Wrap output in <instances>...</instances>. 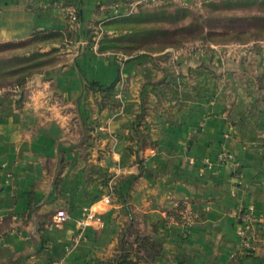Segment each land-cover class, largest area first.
Instances as JSON below:
<instances>
[{
  "label": "crops",
  "instance_id": "crops-1",
  "mask_svg": "<svg viewBox=\"0 0 264 264\" xmlns=\"http://www.w3.org/2000/svg\"><path fill=\"white\" fill-rule=\"evenodd\" d=\"M203 1L0 0V43L60 32L42 50L73 47L0 90V264H113L131 225L161 245L150 264H264V38L98 49L108 20ZM89 209L101 224L83 226Z\"/></svg>",
  "mask_w": 264,
  "mask_h": 264
},
{
  "label": "trees",
  "instance_id": "trees-1",
  "mask_svg": "<svg viewBox=\"0 0 264 264\" xmlns=\"http://www.w3.org/2000/svg\"><path fill=\"white\" fill-rule=\"evenodd\" d=\"M201 6L212 19L208 20L203 13H197L193 8L179 4L164 3L151 10H145L146 7L141 6L132 14L106 22L98 42V49L100 51L120 50L126 46L124 44L127 42L138 44L141 41H153L159 43L166 39V44L152 50L159 51L167 46L182 49L187 42L191 41L244 42L261 39L260 37L264 35V0H204ZM245 10L251 11L244 15L237 13ZM227 22L231 23V26L223 27L222 24ZM238 25H247V28L234 32L237 31L235 27ZM212 30H215V33H221L222 38L219 40L209 38V41H204L208 39L207 35ZM111 32L116 34L112 35ZM245 34L248 35L241 37ZM176 36L179 38L174 39ZM63 37L60 32H44L34 35L33 39L42 40L38 41L42 43L41 49L23 56L15 55L13 59L0 60V80L7 81L12 88H22L31 77L45 72L46 63L56 62L55 56L60 51V46H53L49 50L42 49L48 42L62 41ZM189 38L191 41L188 40ZM11 43L13 42L0 43V48L5 50V47ZM64 45L65 43L62 42L61 46ZM10 63L18 64L10 66ZM92 86L95 89L104 90L108 93L107 96L112 95L113 85L105 87L94 82ZM160 254L161 245L150 236L140 234L137 228L131 225L130 228L123 230L119 247L112 261L113 264H150Z\"/></svg>",
  "mask_w": 264,
  "mask_h": 264
},
{
  "label": "rangeland",
  "instance_id": "rangeland-1",
  "mask_svg": "<svg viewBox=\"0 0 264 264\" xmlns=\"http://www.w3.org/2000/svg\"><path fill=\"white\" fill-rule=\"evenodd\" d=\"M171 3L179 4V5H182V6L193 8L197 13H203L204 16L207 17L208 20L212 19L211 16L206 13L207 11H204V9H203V7L201 5L192 6V5H187V4H181V3H178V2H169L168 4H171ZM159 5H160V3H151V2H149V3H146V5H144V7H146L145 10H151L153 8H156ZM250 11L245 10V11H239L237 13L240 14V15H244V14L249 13ZM217 20H220V19H217ZM222 25H223V27L224 26L230 27L231 23L227 22V23H224ZM242 28H247V25H238V26H236L235 30H237V31H234V32H239ZM214 31L215 30H212L213 33L209 32L208 35H207L208 39L204 40V41H209V38H215L217 40L222 38V36H221L222 34L221 33H217V32L215 33ZM111 34L114 35L116 33L111 32ZM231 34H233V33H231ZM246 35H248V34H245V35H243L241 37H244ZM178 38H179L178 36L174 37V39H178ZM260 38H264V35H262V37H260ZM168 40H171V38H168ZM188 40L191 41V38H189ZM38 41H42V40H40L39 38H34V39L32 38V39L28 40L27 42L11 43V44H9V45H7L5 47V50H3V48H0V60H9V59H13L15 55L23 56V55H26V54H30L31 52H35L36 50L41 49V47H42V43H40ZM166 42H167L166 39L160 41L159 43H155L153 41H146V42L145 41H141L138 44L127 42V43L124 44L126 46L124 48L120 49V50H122L123 52H125L127 54H133V53H136V52L141 51V50L152 51L157 46H162V45L166 44ZM71 49H73L72 46H68V45L65 44L62 47L61 44H60V51L58 53H56V56L54 55L56 57V62H54V63H52V62L46 63V66L44 65L45 66L44 67V71H47L50 68L59 66V64L65 63L70 57V55H68V54L71 52ZM1 50H3V51H1ZM183 52H185V48H184ZM12 64L16 65L18 63H10V66ZM20 64H22V63H20ZM0 81H1L0 82V90L3 89V90H6V91H9L12 88L11 85L7 84L8 83L7 81H4L2 79Z\"/></svg>",
  "mask_w": 264,
  "mask_h": 264
},
{
  "label": "built area",
  "instance_id": "built-area-1",
  "mask_svg": "<svg viewBox=\"0 0 264 264\" xmlns=\"http://www.w3.org/2000/svg\"><path fill=\"white\" fill-rule=\"evenodd\" d=\"M72 18L75 19L76 15L73 12ZM193 48H196L194 46H188L185 50V52H190ZM233 156L230 153L222 154L220 157L221 161H231L233 160ZM103 201L106 204H110L112 201V194L109 193L106 196L103 197ZM249 213H246L243 217V226L238 230V235L240 236L242 243L244 247L248 250L252 247V242L255 238L258 237L259 233L256 231V221L257 219L254 217V215L251 213L253 211V206L249 207ZM65 216L63 214H60L56 217L57 222L63 221ZM95 220L99 224L102 223V220L92 209H89L86 213L85 219L83 220L82 224L83 226L86 225L89 221ZM183 222L187 226H190L193 222V214L192 211L189 209L184 213L183 216ZM262 236V240L264 242V224L262 225V233L260 234Z\"/></svg>",
  "mask_w": 264,
  "mask_h": 264
}]
</instances>
